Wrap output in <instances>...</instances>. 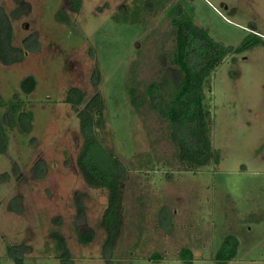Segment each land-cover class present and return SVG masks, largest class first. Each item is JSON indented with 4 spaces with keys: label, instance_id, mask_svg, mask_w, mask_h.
<instances>
[{
    "label": "rangeland",
    "instance_id": "374dc122",
    "mask_svg": "<svg viewBox=\"0 0 264 264\" xmlns=\"http://www.w3.org/2000/svg\"><path fill=\"white\" fill-rule=\"evenodd\" d=\"M132 1L82 0L75 12L69 0H0L13 43L25 52L20 62L0 61V97L23 101L33 119L22 131L18 120L8 122L7 104L0 107V264H219L228 235L238 240L228 264H264V44L228 55L212 73L219 163L181 169L168 123L148 106L137 111L127 91L132 66L143 82L180 76L171 61L173 6L237 47L255 34L264 41V0H167L146 24L116 21ZM59 10L71 21H61ZM28 75L37 79L30 94L20 87ZM72 86L86 100L103 94L107 124L99 137L127 169L125 221L111 250L101 226L108 189L88 186L77 166L83 136L80 108L66 100ZM57 230L69 249L53 237ZM86 232L93 239L85 243ZM184 249L192 259L181 256Z\"/></svg>",
    "mask_w": 264,
    "mask_h": 264
},
{
    "label": "trees",
    "instance_id": "16d2710c",
    "mask_svg": "<svg viewBox=\"0 0 264 264\" xmlns=\"http://www.w3.org/2000/svg\"><path fill=\"white\" fill-rule=\"evenodd\" d=\"M73 11L78 12L82 0H69ZM167 0H133L131 5L113 15L116 21L140 24L147 23V15L165 7ZM58 18L70 22V17L58 11ZM168 19L173 26L175 47L171 51V61L177 66L180 76L175 81L165 75H158L151 81L137 79L136 70L131 67L132 75L127 80V91L130 102L137 111L145 107L159 114L168 123L169 136L175 147L174 159L181 169L196 170L211 162L219 163L220 154L213 147L212 130V73L223 60L235 52L254 44L263 43V39L244 40L240 45H226L211 37L204 27L196 25L191 15L181 5L173 6L168 12ZM14 28L0 4V61L4 64L17 63L23 60V48L13 43ZM136 64V63H135ZM163 68L160 70L162 73ZM164 72V71H163ZM94 85L101 81L98 68L94 72ZM37 86L34 75L24 77L20 82L21 90L32 93ZM66 100L74 108H80L78 116L81 122L83 142L77 157V166L88 186L107 188L108 199L104 209L101 226L107 234L105 246L113 249L116 238L120 235L125 221L124 199L127 169L123 160L114 149L99 137V132L107 124L106 102L100 91L86 100L85 92L72 86L68 89ZM7 104V120L14 125L20 122L22 131L31 130V113L24 110L23 101L13 98L5 101L0 97V107ZM21 110V111H20ZM28 117L29 126L24 127L23 119ZM12 119V121H11ZM16 120H18L16 122ZM3 122L0 118V137L4 136ZM53 232V237L60 240L59 246L69 249L64 243V236ZM82 241L90 242L91 233H83ZM65 245V246H64ZM238 240L228 235L216 254L219 264H228L237 253ZM10 250V246H9ZM11 253V250H10ZM183 258L192 259L189 249L181 252ZM17 264H22L16 258Z\"/></svg>",
    "mask_w": 264,
    "mask_h": 264
}]
</instances>
